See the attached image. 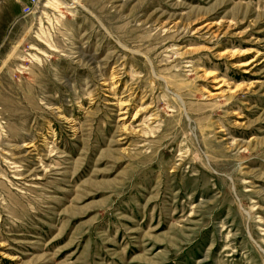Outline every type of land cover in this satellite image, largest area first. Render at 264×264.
Wrapping results in <instances>:
<instances>
[{"label":"rangeland","instance_id":"1","mask_svg":"<svg viewBox=\"0 0 264 264\" xmlns=\"http://www.w3.org/2000/svg\"><path fill=\"white\" fill-rule=\"evenodd\" d=\"M27 1L0 0V264H264V0Z\"/></svg>","mask_w":264,"mask_h":264},{"label":"built area","instance_id":"2","mask_svg":"<svg viewBox=\"0 0 264 264\" xmlns=\"http://www.w3.org/2000/svg\"><path fill=\"white\" fill-rule=\"evenodd\" d=\"M39 0H28L24 5L21 6V16L27 17L34 13L38 8Z\"/></svg>","mask_w":264,"mask_h":264},{"label":"bare ground","instance_id":"3","mask_svg":"<svg viewBox=\"0 0 264 264\" xmlns=\"http://www.w3.org/2000/svg\"><path fill=\"white\" fill-rule=\"evenodd\" d=\"M246 65H241L240 67H245Z\"/></svg>","mask_w":264,"mask_h":264}]
</instances>
